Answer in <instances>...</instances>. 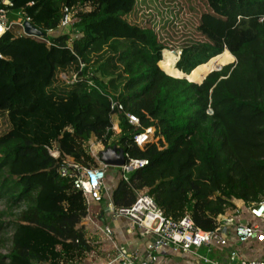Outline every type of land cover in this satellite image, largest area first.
Returning <instances> with one entry per match:
<instances>
[{"label": "trees", "instance_id": "trees-1", "mask_svg": "<svg viewBox=\"0 0 264 264\" xmlns=\"http://www.w3.org/2000/svg\"><path fill=\"white\" fill-rule=\"evenodd\" d=\"M10 2L0 7L57 32L51 46L0 37V200L25 207L0 264H86L101 252L100 237L82 225L83 192L58 170L61 159L98 169L92 141L147 161L118 180L115 208L146 193L167 219L189 216L212 231L234 200L264 198V0ZM65 6L75 21L60 35ZM164 51L179 52L174 68L194 82L160 67ZM218 56L215 66H225L215 70ZM90 72L95 86L81 80ZM67 73L77 80L62 79ZM109 98L140 126L120 115L115 132ZM146 129L139 147L134 137Z\"/></svg>", "mask_w": 264, "mask_h": 264}, {"label": "built area", "instance_id": "built-area-1", "mask_svg": "<svg viewBox=\"0 0 264 264\" xmlns=\"http://www.w3.org/2000/svg\"><path fill=\"white\" fill-rule=\"evenodd\" d=\"M2 4L12 5L10 0H2ZM62 13L63 18L57 28L60 35L68 34L75 21L66 6ZM7 14L8 10L0 7V37L10 31L16 36L36 38L51 46L49 38L54 35L53 30L45 32L44 36H29L25 33L24 23H31L30 18L23 17L22 20L9 22ZM98 77L97 73L90 72L82 75L81 80L85 79L89 85L95 86L94 80ZM61 78H72L74 82L77 80L76 74H62ZM109 102L110 110L114 113L112 116L118 119L120 115H125L130 125L137 128L140 126L139 119L126 113L120 102L112 98H109ZM150 133L151 129H146L136 134L135 143L141 147L150 140ZM48 153L56 160L61 159L57 149L48 148ZM127 156L125 153V164L116 167L126 182L127 173L147 163L143 159L127 160ZM100 164L98 169H88L70 159H61L58 161V170L62 177L72 178L75 188L83 192L88 213L92 203L107 200L105 212L112 220H124L129 225L127 233L135 237L134 242H120L111 226L96 224L90 215L82 223L88 230L90 226L97 229L113 247L115 254L108 264H172L177 259H191V264H264V198L250 206L234 200L235 209L218 219L220 226L216 230L206 231L198 227L189 216L179 221L167 219L146 193L138 194L132 206L115 208L105 184L110 166L102 162ZM225 221L230 223L224 224ZM253 250L260 251L261 257H250L249 252Z\"/></svg>", "mask_w": 264, "mask_h": 264}, {"label": "rangeland", "instance_id": "rangeland-1", "mask_svg": "<svg viewBox=\"0 0 264 264\" xmlns=\"http://www.w3.org/2000/svg\"><path fill=\"white\" fill-rule=\"evenodd\" d=\"M73 1H78V0H73ZM7 18H8L9 22L19 21V20L23 19V15L21 13H16V12L10 13L9 12L7 14ZM56 32L57 31H54V33H56ZM71 34L73 35V33H71ZM167 52L168 51H164V61L160 64V67L163 70H165L169 75H171L173 77H177V78H182L183 74L178 72L174 68V64L178 60V57H179V52H176V53L169 52L170 55ZM220 58H221V56H218L217 58H214L210 62V64L213 63V65H214L213 68L215 70H218L221 67L225 66V65H221V64H218V66H215V64L217 65V62ZM234 62H235V58L233 59V61L231 63H234ZM231 63H229V64H231ZM226 65H228V64H226ZM67 74H69V73H67ZM70 74H72V73H70ZM189 77H190V75L187 76L186 78H188L190 80ZM201 81H196V83H199ZM111 119L113 121V128H114L115 132L118 133L119 132L118 119L115 116H111ZM90 146L94 152H96L97 150L104 149L101 145L95 143L94 141H92L90 143ZM112 168L113 167L109 168L108 178L105 180V184H106V187L108 190V195H110L112 189L115 187L119 178H121V173H120L119 168H116V167H114L113 169ZM237 201H241V200H237ZM240 206H242V205H240ZM24 208L25 207L23 205L10 206L6 200H0V254H2V255H7L12 248L13 227L15 224L19 223V218H20L21 212L24 210ZM124 228H126V227H124ZM124 228H122V229L124 230ZM102 244H103V248L107 246V243L103 239H102ZM256 252H258V253H256ZM254 253H256V254H254ZM259 253H260V251L253 250V251L249 252V256L250 257L255 256V257L259 258V257H261V254L259 255ZM98 257L99 256L97 254L90 253L88 256V261L86 264H108L109 262H111L114 255L112 252V254H108L106 256H103L102 258H98ZM191 262H192L191 259H187V260L177 259L172 264H191Z\"/></svg>", "mask_w": 264, "mask_h": 264}, {"label": "crops", "instance_id": "crops-1", "mask_svg": "<svg viewBox=\"0 0 264 264\" xmlns=\"http://www.w3.org/2000/svg\"><path fill=\"white\" fill-rule=\"evenodd\" d=\"M98 151L99 150L96 151V155H97ZM108 170H109V168H108ZM106 206H107V200H104L101 203H92L91 206L89 207L90 213H88V215H90L91 220L94 221L98 225L108 224L109 226H111L112 229L115 230L116 235H117L120 242H122V241L134 242L135 237L134 236L132 237L131 236L132 234L129 235L127 233L128 229H129V225L126 223V221H124V220L113 221L112 218L110 217V215L105 212ZM124 227H126V228H124ZM122 228H124V230ZM89 231L96 233L100 237V239L102 238L104 240V238L98 233L97 229H95L93 226H90ZM102 239H101V243H102ZM112 252L114 255L115 252L113 251V247L109 243H107V246L104 248H103V244H102L101 252L97 255L99 256L98 258H102L103 256H106L108 254H112ZM87 261H88V259H87Z\"/></svg>", "mask_w": 264, "mask_h": 264}, {"label": "water", "instance_id": "water-1", "mask_svg": "<svg viewBox=\"0 0 264 264\" xmlns=\"http://www.w3.org/2000/svg\"><path fill=\"white\" fill-rule=\"evenodd\" d=\"M24 28H25V33L29 36H44V32L41 30H38L30 22H25ZM185 76L186 75L183 74L182 77H185ZM190 82H194V81H190ZM97 157L100 162L110 167H121L126 162L124 150L112 144L102 150H99L97 152ZM229 223L230 222L228 221L224 222V224H229Z\"/></svg>", "mask_w": 264, "mask_h": 264}, {"label": "clouds", "instance_id": "clouds-1", "mask_svg": "<svg viewBox=\"0 0 264 264\" xmlns=\"http://www.w3.org/2000/svg\"><path fill=\"white\" fill-rule=\"evenodd\" d=\"M207 75H208V74H207ZM203 80H204V79H203ZM203 80H202V81H203ZM202 81H201V82H202ZM201 82H199V83H201ZM195 83H196V82H195Z\"/></svg>", "mask_w": 264, "mask_h": 264}]
</instances>
